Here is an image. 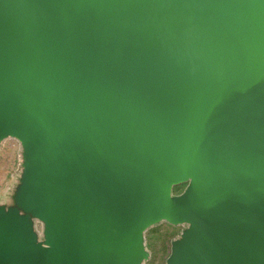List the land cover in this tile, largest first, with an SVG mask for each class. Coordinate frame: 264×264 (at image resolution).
I'll return each mask as SVG.
<instances>
[{
  "label": "water",
  "instance_id": "95a60500",
  "mask_svg": "<svg viewBox=\"0 0 264 264\" xmlns=\"http://www.w3.org/2000/svg\"><path fill=\"white\" fill-rule=\"evenodd\" d=\"M11 135L0 264H264V0H0Z\"/></svg>",
  "mask_w": 264,
  "mask_h": 264
},
{
  "label": "rangeland",
  "instance_id": "374dc122",
  "mask_svg": "<svg viewBox=\"0 0 264 264\" xmlns=\"http://www.w3.org/2000/svg\"><path fill=\"white\" fill-rule=\"evenodd\" d=\"M25 167V151L22 142L15 137L0 138V205L5 207L18 205L16 190ZM187 183L173 186V193H181ZM21 213H25L20 209ZM35 227L42 233L43 223L35 221ZM186 223H173L167 219L158 220L149 225L144 233L148 257L142 264H167L172 251L173 240L181 237Z\"/></svg>",
  "mask_w": 264,
  "mask_h": 264
},
{
  "label": "bare ground",
  "instance_id": "6f19581e",
  "mask_svg": "<svg viewBox=\"0 0 264 264\" xmlns=\"http://www.w3.org/2000/svg\"><path fill=\"white\" fill-rule=\"evenodd\" d=\"M12 137H15V138H18L17 136H13V135H11ZM19 139V138H18ZM20 140V139H19ZM21 141V140H20Z\"/></svg>",
  "mask_w": 264,
  "mask_h": 264
}]
</instances>
